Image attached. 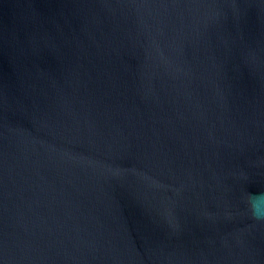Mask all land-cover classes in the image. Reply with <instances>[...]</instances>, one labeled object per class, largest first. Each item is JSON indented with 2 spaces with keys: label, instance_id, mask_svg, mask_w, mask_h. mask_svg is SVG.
Instances as JSON below:
<instances>
[{
  "label": "water",
  "instance_id": "water-1",
  "mask_svg": "<svg viewBox=\"0 0 264 264\" xmlns=\"http://www.w3.org/2000/svg\"><path fill=\"white\" fill-rule=\"evenodd\" d=\"M264 0H0V264H264Z\"/></svg>",
  "mask_w": 264,
  "mask_h": 264
},
{
  "label": "clouds",
  "instance_id": "clouds-1",
  "mask_svg": "<svg viewBox=\"0 0 264 264\" xmlns=\"http://www.w3.org/2000/svg\"><path fill=\"white\" fill-rule=\"evenodd\" d=\"M248 207L256 220L264 221V196L250 197L248 199Z\"/></svg>",
  "mask_w": 264,
  "mask_h": 264
}]
</instances>
